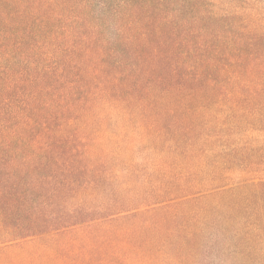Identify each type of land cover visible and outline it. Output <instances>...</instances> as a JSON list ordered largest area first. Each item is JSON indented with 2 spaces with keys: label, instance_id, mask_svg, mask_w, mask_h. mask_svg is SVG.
I'll use <instances>...</instances> for the list:
<instances>
[{
  "label": "trees",
  "instance_id": "obj_1",
  "mask_svg": "<svg viewBox=\"0 0 264 264\" xmlns=\"http://www.w3.org/2000/svg\"><path fill=\"white\" fill-rule=\"evenodd\" d=\"M111 9L112 43L87 34L79 11L56 56L37 34L30 45L21 36L39 21L40 0H0V242L76 225L67 201L111 178L86 130L96 107L137 109L155 128L190 122L196 110L242 94L245 82L253 98L264 96V35L250 25L262 12L243 15L216 0H121Z\"/></svg>",
  "mask_w": 264,
  "mask_h": 264
},
{
  "label": "rangeland",
  "instance_id": "obj_2",
  "mask_svg": "<svg viewBox=\"0 0 264 264\" xmlns=\"http://www.w3.org/2000/svg\"><path fill=\"white\" fill-rule=\"evenodd\" d=\"M216 1L243 15L262 12L250 25L264 35V0ZM120 2L40 0L37 16L46 20L21 36L30 45L37 34L43 51L59 56L82 11L86 33L112 43L119 21L111 8ZM240 86L242 94L164 127H150L134 108L96 107L86 130L111 178L67 201L76 225L0 242V264H264V96L253 98L252 83Z\"/></svg>",
  "mask_w": 264,
  "mask_h": 264
}]
</instances>
